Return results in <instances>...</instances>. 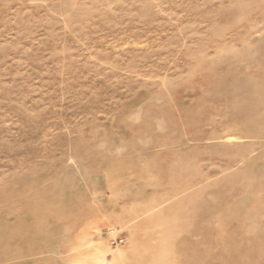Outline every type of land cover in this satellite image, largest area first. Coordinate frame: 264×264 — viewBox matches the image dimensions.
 <instances>
[{"label": "rangeland", "instance_id": "rangeland-1", "mask_svg": "<svg viewBox=\"0 0 264 264\" xmlns=\"http://www.w3.org/2000/svg\"><path fill=\"white\" fill-rule=\"evenodd\" d=\"M0 264H264V0H0Z\"/></svg>", "mask_w": 264, "mask_h": 264}, {"label": "bare ground", "instance_id": "bare-ground-1", "mask_svg": "<svg viewBox=\"0 0 264 264\" xmlns=\"http://www.w3.org/2000/svg\"><path fill=\"white\" fill-rule=\"evenodd\" d=\"M233 203H234V202H233ZM232 206H233V205H232ZM208 209H209V208H208ZM210 210H211V209H209V211H210ZM205 213H208V211L205 212ZM204 215H205V214H204ZM199 232H200V231H199ZM200 233H203V232L201 231ZM198 234H199V233H198ZM198 234H194V233H193L192 235H195V236H196V235H198Z\"/></svg>", "mask_w": 264, "mask_h": 264}]
</instances>
